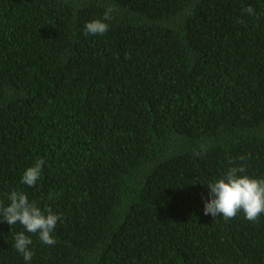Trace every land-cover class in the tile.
Masks as SVG:
<instances>
[{
    "label": "trees",
    "instance_id": "trees-1",
    "mask_svg": "<svg viewBox=\"0 0 264 264\" xmlns=\"http://www.w3.org/2000/svg\"><path fill=\"white\" fill-rule=\"evenodd\" d=\"M239 165L264 179V0H0V204L62 218L29 262L0 221V264H264V214H204Z\"/></svg>",
    "mask_w": 264,
    "mask_h": 264
},
{
    "label": "clouds",
    "instance_id": "clouds-1",
    "mask_svg": "<svg viewBox=\"0 0 264 264\" xmlns=\"http://www.w3.org/2000/svg\"><path fill=\"white\" fill-rule=\"evenodd\" d=\"M114 9L108 7L103 19H94L84 26V34L103 35L109 29L107 21L112 19ZM254 9L248 7L245 12L253 14ZM243 159V157H241ZM44 160L37 159L33 166L28 167L21 178V183L34 187L40 179ZM243 165L230 167L224 176L207 185L209 198L205 201L204 214L213 218L222 216L225 220L235 218L243 213L245 219L255 222L264 214V179H256L246 175ZM10 203L7 206L0 204V221L13 226L20 224L25 231L14 237V248L22 254L24 260H32L33 252L29 249L32 244L30 236L25 233L37 234L46 245L56 243L52 236L58 220L62 218L54 214L50 208L42 211L35 203H30L23 192L12 191L8 195Z\"/></svg>",
    "mask_w": 264,
    "mask_h": 264
},
{
    "label": "bare ground",
    "instance_id": "bare-ground-1",
    "mask_svg": "<svg viewBox=\"0 0 264 264\" xmlns=\"http://www.w3.org/2000/svg\"><path fill=\"white\" fill-rule=\"evenodd\" d=\"M163 7H164V6H163ZM240 13H241V12H240ZM112 59H113V58H112ZM125 59H126V58H125ZM113 60H114V59H113ZM67 91H68V90H67ZM229 96H230V95H229ZM86 111H87V110H86ZM88 115H89V114H88ZM88 115H87V116H88ZM77 116H78V115H77ZM260 116H261V115H260ZM71 120H72V119H71ZM73 121H74V120H73ZM75 124H76V123H75ZM78 124H79V122H78ZM86 129H87V128H86ZM99 152H100V150H99ZM99 152H98V153H99ZM91 155H92V154H91ZM88 156H89V155H88ZM145 156H146V155H145ZM153 243H154V242H153Z\"/></svg>",
    "mask_w": 264,
    "mask_h": 264
}]
</instances>
